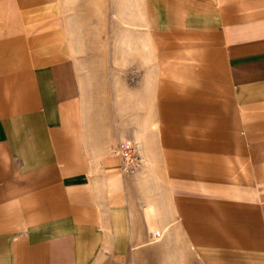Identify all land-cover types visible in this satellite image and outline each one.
<instances>
[{"label": "crops", "instance_id": "obj_1", "mask_svg": "<svg viewBox=\"0 0 264 264\" xmlns=\"http://www.w3.org/2000/svg\"><path fill=\"white\" fill-rule=\"evenodd\" d=\"M159 240L264 264V0H0V264H135Z\"/></svg>", "mask_w": 264, "mask_h": 264}, {"label": "rangeland", "instance_id": "obj_2", "mask_svg": "<svg viewBox=\"0 0 264 264\" xmlns=\"http://www.w3.org/2000/svg\"><path fill=\"white\" fill-rule=\"evenodd\" d=\"M148 37L149 34L146 29L135 26V154L140 161L143 155L139 144L143 136L148 135L152 138L155 126L153 102L154 58ZM142 163L141 161L138 166ZM178 245L173 243L170 248L161 240L155 241L150 249L146 247L144 256H141V259H135V264H188L187 252L178 249ZM101 264H134V262L132 254H129L124 258L109 256Z\"/></svg>", "mask_w": 264, "mask_h": 264}, {"label": "built area", "instance_id": "obj_3", "mask_svg": "<svg viewBox=\"0 0 264 264\" xmlns=\"http://www.w3.org/2000/svg\"><path fill=\"white\" fill-rule=\"evenodd\" d=\"M119 150L123 153V155L127 158H129V145L126 141H120L119 142Z\"/></svg>", "mask_w": 264, "mask_h": 264}]
</instances>
